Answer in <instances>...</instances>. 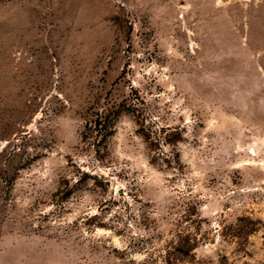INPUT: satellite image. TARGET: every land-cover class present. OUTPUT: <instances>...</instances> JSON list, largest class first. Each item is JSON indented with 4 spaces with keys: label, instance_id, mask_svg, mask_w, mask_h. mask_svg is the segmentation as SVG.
<instances>
[{
    "label": "rangeland",
    "instance_id": "374dc122",
    "mask_svg": "<svg viewBox=\"0 0 264 264\" xmlns=\"http://www.w3.org/2000/svg\"><path fill=\"white\" fill-rule=\"evenodd\" d=\"M167 255L264 264V0H0V264Z\"/></svg>",
    "mask_w": 264,
    "mask_h": 264
},
{
    "label": "trees",
    "instance_id": "16d2710c",
    "mask_svg": "<svg viewBox=\"0 0 264 264\" xmlns=\"http://www.w3.org/2000/svg\"><path fill=\"white\" fill-rule=\"evenodd\" d=\"M130 264H135V263H133V261H132V262H130ZM137 264H139V263H137ZM140 264H155V263H154V262H149V261H143V262L140 263ZM163 264H173V262H172V258H170V256L167 255V256L165 257V259L163 260Z\"/></svg>",
    "mask_w": 264,
    "mask_h": 264
},
{
    "label": "water",
    "instance_id": "95a60500",
    "mask_svg": "<svg viewBox=\"0 0 264 264\" xmlns=\"http://www.w3.org/2000/svg\"><path fill=\"white\" fill-rule=\"evenodd\" d=\"M261 149V146L260 145H258V146H256V148H255V151H259Z\"/></svg>",
    "mask_w": 264,
    "mask_h": 264
},
{
    "label": "bare ground",
    "instance_id": "6f19581e",
    "mask_svg": "<svg viewBox=\"0 0 264 264\" xmlns=\"http://www.w3.org/2000/svg\"><path fill=\"white\" fill-rule=\"evenodd\" d=\"M256 148V146L254 147V149Z\"/></svg>",
    "mask_w": 264,
    "mask_h": 264
}]
</instances>
